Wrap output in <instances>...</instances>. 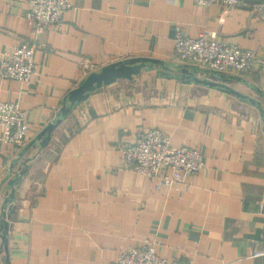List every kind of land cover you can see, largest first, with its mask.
<instances>
[{
    "label": "crops",
    "instance_id": "0c3cea01",
    "mask_svg": "<svg viewBox=\"0 0 264 264\" xmlns=\"http://www.w3.org/2000/svg\"><path fill=\"white\" fill-rule=\"evenodd\" d=\"M70 1L62 23L37 33L27 0H0V57L37 44L31 81L0 76V100L19 101L28 122L22 146L5 141L0 125V264L8 252L10 264H111L146 243L187 264H264V18L195 0ZM176 25L255 49L258 66L216 78L196 70L214 85L189 78L170 65L181 63ZM141 56L170 69L148 63L69 101L91 72ZM58 118L43 144L48 132L39 134ZM150 128L200 149L206 166L172 186L126 169L122 145Z\"/></svg>",
    "mask_w": 264,
    "mask_h": 264
},
{
    "label": "built area",
    "instance_id": "2783aa9c",
    "mask_svg": "<svg viewBox=\"0 0 264 264\" xmlns=\"http://www.w3.org/2000/svg\"><path fill=\"white\" fill-rule=\"evenodd\" d=\"M27 18L39 33L50 24H60L70 0H27ZM202 5L223 4L229 8L247 6L264 18V0H195ZM217 32L191 36L182 26L174 31L175 52L179 61L197 67L200 76L235 73L246 76L259 63L257 50L243 48L217 38ZM35 42H26L6 51L0 57V76L31 81L36 73ZM0 125L4 127V140L22 146L27 142V111L19 101L0 100ZM122 164L126 169L155 177L172 186L186 175L196 174L205 166L202 151L186 145H173L169 135L161 128L141 131L133 143L121 147ZM262 252L256 253L260 255ZM111 264H187L179 259L169 260L160 255L153 243L123 248L118 259Z\"/></svg>",
    "mask_w": 264,
    "mask_h": 264
},
{
    "label": "water",
    "instance_id": "95a60500",
    "mask_svg": "<svg viewBox=\"0 0 264 264\" xmlns=\"http://www.w3.org/2000/svg\"><path fill=\"white\" fill-rule=\"evenodd\" d=\"M148 63H163L164 65L167 64L164 61L160 59H156L153 57H147V56H141V57H130L127 59H123L120 61H116L113 63H110L108 65L103 66L99 71H94L91 72L86 79L76 88H74L68 96L69 101L75 105L78 102L82 101L85 99L92 91L96 90L98 87L104 84H110L115 81H117L120 78H132L134 75L138 74L141 72L142 69L148 66ZM170 65L175 66L178 70H180L185 76H194L196 80L206 82L208 84L214 85L217 84L215 81L208 82L206 80H200L197 79L196 77V70L197 67L195 66H186L183 63L175 64V63H170ZM213 78H216L217 75H212ZM236 92V91H235ZM68 112V110L64 109L62 113L65 115ZM61 118H58L55 123L50 124L48 127H46L40 134L39 138H41L42 135L48 132V135H46L45 138H43L42 143L46 144L48 140L50 139V132L53 130L54 127H56L60 122ZM18 180L21 179V176L18 175ZM17 178L11 180V184L14 185L17 182ZM15 197V187L11 191L10 195L6 198V202H12ZM11 211H13V207L11 206ZM11 214H9V211L7 208L3 210L2 213V223L1 227L5 230L6 234L4 235V242H5V247L8 252V236L7 234L9 233V221L8 217ZM8 256L6 258V263L10 264L9 260V252L7 253Z\"/></svg>",
    "mask_w": 264,
    "mask_h": 264
},
{
    "label": "trees",
    "instance_id": "16d2710c",
    "mask_svg": "<svg viewBox=\"0 0 264 264\" xmlns=\"http://www.w3.org/2000/svg\"><path fill=\"white\" fill-rule=\"evenodd\" d=\"M164 66H165V68L170 69V68L167 67L168 64H167V65H164ZM167 69H165L163 73H165V74L167 73V74H169V75L172 74V72H169ZM187 77H189V76H187ZM189 78H190V77H189Z\"/></svg>",
    "mask_w": 264,
    "mask_h": 264
}]
</instances>
